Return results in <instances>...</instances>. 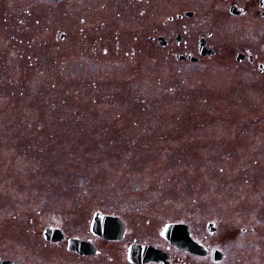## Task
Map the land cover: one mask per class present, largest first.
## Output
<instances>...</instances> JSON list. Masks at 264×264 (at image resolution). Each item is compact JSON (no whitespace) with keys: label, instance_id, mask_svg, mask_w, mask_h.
<instances>
[{"label":"rangeland","instance_id":"obj_1","mask_svg":"<svg viewBox=\"0 0 264 264\" xmlns=\"http://www.w3.org/2000/svg\"><path fill=\"white\" fill-rule=\"evenodd\" d=\"M167 1L147 0L134 22L114 21L103 0H0V261L121 260L125 242L88 231L103 212L150 240L164 222L197 235L214 222L222 264H264L263 45L217 8ZM245 46L259 61L236 59ZM185 52L199 59H176ZM47 226L104 253H70L44 239Z\"/></svg>","mask_w":264,"mask_h":264},{"label":"flooded vegetation","instance_id":"obj_2","mask_svg":"<svg viewBox=\"0 0 264 264\" xmlns=\"http://www.w3.org/2000/svg\"><path fill=\"white\" fill-rule=\"evenodd\" d=\"M95 2H98V0H95ZM100 4L102 9H106L111 15V17L114 18L113 19L114 21L116 19L119 20L128 19V21L132 20L134 22L142 21V16L145 14L147 9L146 6L147 0H103V2H101ZM166 6L170 9H172L175 6H184V7L202 6V9H205L208 12L217 8V11H219L220 14H217L214 17L218 18L220 21L221 20L224 22L229 21L230 23L236 24L235 26L236 28L246 29V32L248 33L247 40L262 44L264 49V0H169L167 1ZM188 12L190 13L187 15ZM193 13L194 11L192 10H185L180 14H176L177 16L175 17L179 21L183 17H192ZM175 17L169 16L167 18V21H165V23L167 24L168 22L174 21L175 19L173 18ZM142 22H140L139 24H141ZM210 35L211 33L207 35L206 34L200 35L199 46H198V52L200 56L203 55L202 54L203 52H208L209 48L212 49L211 47L208 46L207 36ZM160 36L165 37L164 35H160ZM63 37L65 38V34ZM175 39L177 44H181V42H183V36L180 34V32L176 33ZM241 41H243V39ZM161 43L163 46L164 45L167 46L169 41L165 37ZM254 50H255L254 47L245 46L242 48V50H232V53H235L236 59L239 61L248 60L249 62L254 63L256 61H259V54L255 53ZM185 53L184 54L176 53L175 54L176 59L188 60L193 62L195 61V59H199L197 58L198 56H194L190 54V52H185ZM259 69L261 72L264 70V63L260 61H259ZM109 215H113V214H109ZM119 218L123 221L126 227V232L121 239H105L95 234L91 229L88 230L91 231L93 235L98 238V240H103L107 242H125L123 250L120 252L122 253L121 260L114 261L115 257L112 256L114 253L111 252L110 254L108 253L106 258L109 260L110 264H222L223 263V259L222 260L215 259V251L219 250V247H218V243H215L216 246L213 247L211 243L212 237L210 236L211 233L216 232L217 228L216 226L215 229L212 228L210 226V222L206 224L207 226H205L204 229L200 230V233L198 235L196 234L198 232L196 231L195 226L188 222H183V221L164 222L163 224H161L159 228L160 240L158 239L150 240V239L128 237V234H130V231H133V228L132 226L130 227L129 223L126 222L123 218L121 217ZM93 220H92V224H93ZM171 223H185L188 226L190 236L193 238V240L196 243H198L202 247L201 253L186 252L173 246L165 237L166 228L168 224ZM92 224H91V228H92ZM51 227L52 226H47L44 229V232L47 228H51ZM53 228H59V227H53ZM44 232H43V236H44ZM112 234L114 235L115 238L117 232H114ZM69 238H76V237H67L62 242L66 244V247L70 253L82 257H87V256L99 257L104 253V251H102V249L98 247V244H94L91 240H86L94 245L95 253L90 255L89 254L83 255L82 252L79 253L69 248L70 246L69 243L67 242ZM44 239L52 243L57 242V241L48 240L45 236ZM136 245L150 246L154 248V251H158V253L155 255H151L150 259L147 260L142 259L144 257L143 254H139L137 255V259L134 260L132 259V249ZM222 258H224V254ZM7 262H8L7 259H3L0 261V264H7ZM100 263H102V261Z\"/></svg>","mask_w":264,"mask_h":264},{"label":"water","instance_id":"obj_3","mask_svg":"<svg viewBox=\"0 0 264 264\" xmlns=\"http://www.w3.org/2000/svg\"><path fill=\"white\" fill-rule=\"evenodd\" d=\"M160 40L162 41V38H160ZM209 52H211V50H209ZM206 53L207 52H203L202 54ZM95 219L94 230L105 238L113 237L111 234V228L117 231L118 237H121L123 235L124 225L119 218L98 213ZM47 237L53 240H60L63 238V236L61 235V231L54 229H48ZM166 237L171 242V244L177 246L181 250L201 253L202 248L191 238L188 227L185 224L168 225L166 230ZM86 245L87 243L81 240L72 239L70 241L71 248L80 249L84 248ZM153 251L154 249L152 247L136 246L133 249L132 253L135 255L143 254L144 259H148L152 255Z\"/></svg>","mask_w":264,"mask_h":264}]
</instances>
